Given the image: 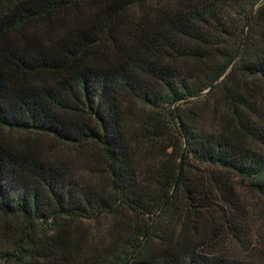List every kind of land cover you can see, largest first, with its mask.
Here are the masks:
<instances>
[{
    "label": "trees",
    "instance_id": "1",
    "mask_svg": "<svg viewBox=\"0 0 264 264\" xmlns=\"http://www.w3.org/2000/svg\"><path fill=\"white\" fill-rule=\"evenodd\" d=\"M253 84L264 0H0V264H250L218 240L264 201Z\"/></svg>",
    "mask_w": 264,
    "mask_h": 264
},
{
    "label": "rangeland",
    "instance_id": "2",
    "mask_svg": "<svg viewBox=\"0 0 264 264\" xmlns=\"http://www.w3.org/2000/svg\"><path fill=\"white\" fill-rule=\"evenodd\" d=\"M251 89L253 95L258 98L259 119L264 120V87L253 84ZM225 112V109H221L218 119ZM44 143L46 153L74 167L75 174L84 176L93 172V166L88 160H92L91 156L98 153L95 148L80 149L48 140ZM236 197L238 214L243 217L245 223L243 228L236 232V236L221 234L219 247L227 256L248 261L250 264H264V201L246 190H238ZM2 225L0 218V228Z\"/></svg>",
    "mask_w": 264,
    "mask_h": 264
},
{
    "label": "water",
    "instance_id": "3",
    "mask_svg": "<svg viewBox=\"0 0 264 264\" xmlns=\"http://www.w3.org/2000/svg\"><path fill=\"white\" fill-rule=\"evenodd\" d=\"M183 161V160H182ZM182 161H181V163H182ZM180 173V172H179Z\"/></svg>",
    "mask_w": 264,
    "mask_h": 264
}]
</instances>
